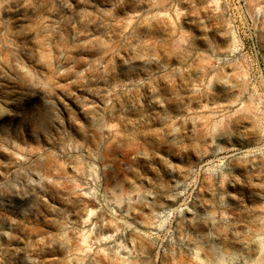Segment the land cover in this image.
Here are the masks:
<instances>
[{"label": "rangeland", "instance_id": "374dc122", "mask_svg": "<svg viewBox=\"0 0 264 264\" xmlns=\"http://www.w3.org/2000/svg\"><path fill=\"white\" fill-rule=\"evenodd\" d=\"M0 264H264V0H0Z\"/></svg>", "mask_w": 264, "mask_h": 264}]
</instances>
